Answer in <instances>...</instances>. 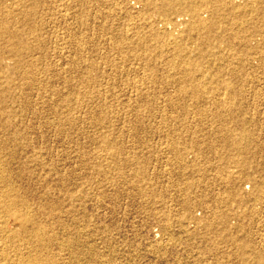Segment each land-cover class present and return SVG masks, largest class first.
Listing matches in <instances>:
<instances>
[{
	"label": "rangeland",
	"instance_id": "374dc122",
	"mask_svg": "<svg viewBox=\"0 0 264 264\" xmlns=\"http://www.w3.org/2000/svg\"><path fill=\"white\" fill-rule=\"evenodd\" d=\"M0 28V264H264V0H0Z\"/></svg>",
	"mask_w": 264,
	"mask_h": 264
},
{
	"label": "bare ground",
	"instance_id": "6f19581e",
	"mask_svg": "<svg viewBox=\"0 0 264 264\" xmlns=\"http://www.w3.org/2000/svg\"><path fill=\"white\" fill-rule=\"evenodd\" d=\"M22 1H23V0H22ZM152 1H153V0H152ZM157 1H158V0H157ZM167 1H168V0H167ZM259 1H261V0H259ZM161 2H162V1H161ZM143 3H144V2H143ZM143 3H142V4H143ZM149 3H150V2H149ZM261 3H262V2H261ZM212 4H213V3H212ZM215 4L217 5V3H215ZM221 4H222V3H221ZM145 5H146V4H145ZM180 5H181V4H180ZM223 5H224V4H223ZM155 7H156V6H155ZM215 8H216V7H215ZM215 8H214V9H215ZM144 9H145V8H144ZM216 9H217V8H216ZM218 9H220V8H218ZM168 10H169V9H168ZM175 10H176V9H175ZM221 10H222V9H221ZM209 11H210V9H209ZM212 11H213V9H212ZM223 11H225V10H223ZM171 12H172V11H171ZM196 13H198V12H196ZM207 13H208V11H207ZM216 13H217V12H216ZM216 13H215V14H216ZM193 14H194V13H193ZM204 14H205V13H204ZM204 14H203V15H204ZM195 16L199 17V16L196 15V14H195ZM205 16H206V15H205ZM202 17H204V16H202ZM211 17H212V16H211ZM205 18H206V17H205ZM27 19H28V18H27ZM160 19H161V18H160ZM156 20H157V19H156ZM161 20H162V19H161ZM192 20H195V19H192ZM203 20H204V19H203ZM205 20H206V19H205ZM207 20H208V19H207ZM152 21H154V20H152ZM163 21H164V19H163ZM8 22H9V21H8ZM194 22H195V21H194ZM199 22H200V21H199ZM158 23H159V21H158ZM166 23H169V22L166 21ZM174 23H175V22H174ZM201 23H202V22H201ZM203 23H205V22H203ZM206 23H207V22H206ZM6 24H7V23H6ZM153 24L155 25V23H153ZM195 24H196V23H195ZM208 24H209V23H208ZM7 25H8V24H7ZM165 25H166V24H165ZM171 25H172V24H171ZM173 25H174V24H173ZM193 25H194V24H193ZM205 25H206V24H205ZM156 26H157V25H156ZM160 26H161V24H160ZM163 26H164V25H163ZM166 26H167V25H166ZM4 27H5V26H4ZM202 27H203V26H202ZM163 28H164V27H163ZM206 28H207V27H206ZM0 29H1V28H0ZM12 29H13V28H12ZM208 30H209V29H208ZM3 31H4V30H3ZM8 31H9V30H8ZM13 31H15V30H13ZM13 31H12V32H13ZM158 31H159V30H158ZM164 31H165V30H164ZM5 32H6V30H5ZM162 32H163V31H162ZM9 34H10V33H9ZM13 34H14V33H13ZM6 35H7V34H6ZM1 36H2V35H1ZM7 36H9V35H7ZM15 36H16V35H15ZM2 37H3V36H2ZM2 37H1V38H2ZM15 44H16V46H17V43H15ZM15 48H16V47H15ZM17 48H18V47H17ZM10 50H11V49H10ZM185 52H186V51H185ZM185 57H187V56H185ZM13 58H14V57H13ZM187 58H188V57H187ZM184 59H185V58H184ZM19 61H20V60H19ZM193 65H194V64H193ZM228 136H229V135H228ZM230 136H231V135H230ZM226 138H227V139H228V138L230 139V137H227V135H226ZM231 138H232V136H231ZM234 138L236 139L237 137H234ZM234 138H233V139H234ZM242 138H243V137H242ZM224 139H225V137L223 138V140H224ZM233 139H230V140H233ZM237 139H238V138H237ZM237 139H236V140H237ZM239 139H240V138H239ZM239 139H238V140H239ZM248 139H249V138H248ZM225 140H226V139H225ZM236 140H234V141H236ZM238 140H237V142H238ZM226 141H228V140H226ZM226 141H224V142H226ZM237 142H236V146L239 147L240 145H237ZM238 143H239V142H238ZM231 144H232V143H231ZM231 144H230V145H231ZM232 145H233V144H232ZM225 146H226V145H225ZM236 146H235V147H236ZM235 147H233L234 150H235ZM239 148H241V146H240ZM243 148H244V147H242V149H243ZM236 149H237V148H236ZM237 151H238V150H237ZM237 151H236V152H237ZM242 151H245V148H244V150H240V153H241ZM0 173H2V172H0ZM2 174H3V173H2ZM1 176H2V175H1ZM1 176H0V178H1ZM2 177L5 178L6 176H2ZM9 177H10V176H9ZM232 177H234V176H232ZM235 177H237V176H235ZM234 180H236V179H234ZM1 181L3 182V180H1ZM4 181H5V180H4ZM7 181H8V180H6V182H7ZM234 182H235V181H234ZM236 182H237V181H236ZM8 184H9V183H8ZM1 185H3V184H1ZM4 185H5V184H4ZM6 185H7V184H6ZM1 187H2V186H1ZM231 188H232V187H231ZM233 188H234V187H233ZM4 190H5V189H4ZM12 192H13V191H12ZM5 196H6V195H5ZM1 199H2V198H1ZM14 200H15V199H14ZM9 201H11V200H9ZM2 202H3V201H1V203H2ZM11 202H12V201H11ZM15 202H16V201H15ZM23 202H24V201H23ZM3 203H4V202H3ZM7 203H9V202H7ZM16 203H17V202H16ZM25 203H26V202H25ZM12 204H13V206H14L15 203L13 202ZM12 204L10 203V205H12ZM5 205H6V204H5ZM5 205H3V206H5ZM10 205H7L6 207H9ZM15 205H16V207L19 208V206H17V204H15ZM1 206H2V205H1ZM3 206H2V207H3ZM0 208H1V207H0ZM3 208H4V207H3ZM3 208H2L3 211L6 210V208H5V209H3ZM16 210H17V209H16ZM7 211H8V210H7ZM7 211H6V213H7ZM4 212H5V211H4ZM13 212H14V211H13ZM17 212H18V211H17ZM7 215H8V213H7ZM11 215H12V214H11ZM15 215H16V216H15L16 221L19 222L18 225L23 224L24 221L20 218L21 216L19 217V215H17V214H15ZM8 216H9V215H8ZM6 217H7V216H6ZM11 219H12V218H11ZM5 220H6V219H5ZM3 221H4V220H3ZM25 221H26V220H25ZM33 222H34V221H33ZM5 224H6V223H5ZM33 224H34V223H33ZM3 225H4V224H3ZM3 227H4V226H3ZM3 227H1V228H3ZM40 228H41V227H40ZM50 229H51V228H50ZM2 230H3V229H2ZM4 230H6V229L4 228ZM37 230H38V229H37ZM37 230H36V231H37ZM39 230H42V228L39 229ZM51 230H52V229H51ZM36 231H35V232H36ZM42 231H43V230H42ZM49 231H50V230H49ZM2 232H3V231H2ZM6 232H7V231H6ZM9 232H10V231H9ZM10 233H11V232H10ZM10 233H9V234H10ZM39 233H41V232H39ZM35 234H36V233H35ZM50 234H51V233H50ZM27 235H28V234H27ZM42 235H43V234H42ZM2 236H3V235H2ZM9 236H10V235H9ZM11 236H12V235H11ZM13 236H14V235H13ZM52 236H53V235H52ZM3 237H4V236H3ZM5 237H6V236H5ZM1 238H2V237H1ZM4 239H5V238H4ZM37 239H38V238H37ZM1 240H2V239H1ZM39 241H40V240H39ZM41 241H42V240H41ZM41 241H40V242H41ZM42 243H43V241H42ZM42 243H40V244H42ZM44 244H45V243H44ZM4 245H5V244H4ZM41 246L43 247V246H48V245H41ZM39 248H40V247H39ZM45 249H46V248H45ZM49 249H50V248H49ZM4 251H5V250H4ZM39 251H40V250H39ZM44 251H45V250H44ZM47 251H48V250H47ZM34 252H35V251H34ZM41 252H42V251H41ZM4 253H5V252H4ZM28 256H29V255H28ZM35 256H36V255H35ZM29 257H31V256H29ZM29 257H28V258H29ZM33 257H34V256H33ZM34 258H35V257H34ZM37 258H38V257H37ZM37 258H36V259H33V260H32V259L30 260V258H29L28 261H27L25 258H23V259H25V260L27 261L28 264H36V262L39 260V259L37 260ZM39 258H41V257H39ZM45 258H46V257H45ZM48 258H49V256H48ZM4 260H5V259H4ZM35 260H37V261H35ZM6 261H7V260H6ZM22 261H23V260H22ZM41 261H44V263H45V260H44V259L41 260ZM46 261H47V260H46ZM52 261H53V260H52ZM52 261H50V263H52ZM54 261H55V260H54ZM23 262H24V261H23ZM23 262H22V263H23ZM47 262H49V260H48ZM27 263H26V264H27ZM38 263H39V262H38ZM55 263H56V262H55ZM45 264H47V263H45Z\"/></svg>",
	"mask_w": 264,
	"mask_h": 264
}]
</instances>
